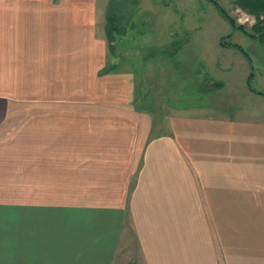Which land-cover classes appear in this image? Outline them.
Here are the masks:
<instances>
[{"label": "crops", "instance_id": "obj_1", "mask_svg": "<svg viewBox=\"0 0 264 264\" xmlns=\"http://www.w3.org/2000/svg\"><path fill=\"white\" fill-rule=\"evenodd\" d=\"M105 11L100 0H0V264H114L129 229L139 248L123 264H233L200 208L264 194V96L242 85L228 112L182 107L155 130L132 73L113 62L101 73ZM250 58L264 90V53ZM55 135L69 149L95 144L99 177L80 189L97 201L53 196L54 153L38 142ZM246 254L237 264L255 263Z\"/></svg>", "mask_w": 264, "mask_h": 264}, {"label": "rangeland", "instance_id": "obj_2", "mask_svg": "<svg viewBox=\"0 0 264 264\" xmlns=\"http://www.w3.org/2000/svg\"><path fill=\"white\" fill-rule=\"evenodd\" d=\"M100 2L105 5L106 15L118 19L122 33L112 35L113 53L108 54V62L132 73L136 107L154 116L155 130L164 129L166 116L180 112L182 107L202 106L208 112H228V102L246 96L242 85L247 84L253 92L264 96V90L254 89L261 87L253 77L258 70L256 61L250 58L252 52L264 53V40L259 35L264 32V24L260 29L255 27L256 15L232 0ZM216 5L233 18L235 26ZM260 19L264 20L263 14ZM248 71L245 81L243 75ZM216 81L223 87L212 88ZM48 141L54 153L50 156L48 176L59 183L53 196L62 202L97 201L95 190L80 189L99 177L92 160L96 156L95 144L83 140V144L77 145L70 142L69 149L67 138L55 135L49 140L41 136L38 145L42 144V148ZM234 199L242 202L201 205L200 226L217 228L219 238L228 244L233 264H237L239 253H248L246 260L255 261L254 264L263 262L264 194ZM202 237L208 249L209 237ZM119 247L120 255L114 264H119V258L123 264L131 251H138V240L130 229L123 233ZM135 263L140 264L137 260Z\"/></svg>", "mask_w": 264, "mask_h": 264}, {"label": "trees", "instance_id": "obj_3", "mask_svg": "<svg viewBox=\"0 0 264 264\" xmlns=\"http://www.w3.org/2000/svg\"><path fill=\"white\" fill-rule=\"evenodd\" d=\"M232 1L236 6L241 7L247 10L248 12L256 15L257 21L255 23V27H257L258 29L262 28L263 25L261 24H264V20L260 19V16L262 14L264 15V0H232ZM216 6L218 10L220 11V13H222L225 16V18H227V20L232 24V27L235 26V21L233 20V18L230 15H228L227 12H224L223 9L219 5H216ZM104 31H105V37L108 43V49H109L110 54L112 55L113 53V50L111 48L112 35L115 32L119 34H122V33L120 30L118 19L114 15H108V14L106 15V12H105ZM259 35L261 36V39L264 40V32H261ZM223 38L224 37L221 38L222 45H224L223 43L224 41H222ZM235 46L237 47V49L241 50L240 46H237V45ZM113 68H114V65L110 63L108 66L104 68V70L101 73L111 72L113 71ZM215 84L213 83L211 85L214 86ZM256 92L260 93V91H256ZM261 93H264V92H261Z\"/></svg>", "mask_w": 264, "mask_h": 264}]
</instances>
